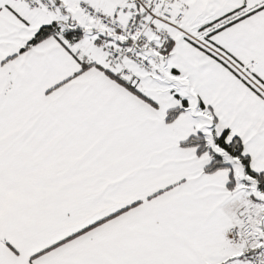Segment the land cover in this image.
Segmentation results:
<instances>
[{"label": "snow or ice", "instance_id": "obj_1", "mask_svg": "<svg viewBox=\"0 0 264 264\" xmlns=\"http://www.w3.org/2000/svg\"><path fill=\"white\" fill-rule=\"evenodd\" d=\"M0 264H264V0H0Z\"/></svg>", "mask_w": 264, "mask_h": 264}]
</instances>
